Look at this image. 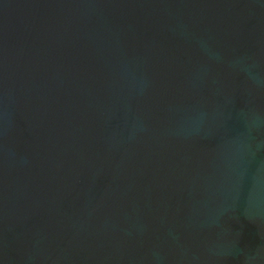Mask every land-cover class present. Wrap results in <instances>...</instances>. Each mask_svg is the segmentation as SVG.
I'll return each instance as SVG.
<instances>
[{
    "label": "water",
    "instance_id": "1",
    "mask_svg": "<svg viewBox=\"0 0 264 264\" xmlns=\"http://www.w3.org/2000/svg\"><path fill=\"white\" fill-rule=\"evenodd\" d=\"M0 264H264V0H0Z\"/></svg>",
    "mask_w": 264,
    "mask_h": 264
}]
</instances>
